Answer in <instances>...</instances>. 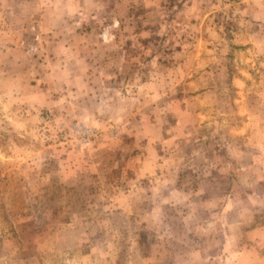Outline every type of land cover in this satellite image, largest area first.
Here are the masks:
<instances>
[{"label":"rangeland","instance_id":"obj_1","mask_svg":"<svg viewBox=\"0 0 264 264\" xmlns=\"http://www.w3.org/2000/svg\"><path fill=\"white\" fill-rule=\"evenodd\" d=\"M17 3L0 0V264L192 258L224 225L193 224L178 195L163 206L161 183L192 190L207 181L219 199L246 188L252 220L264 221V0H120L119 10L116 0L96 2L92 23L112 26L113 43V63L96 72L103 80L90 79L115 102L100 111V97H73L77 85L33 75L44 41ZM145 136L153 144L138 149L133 140ZM240 145L249 155L234 160ZM142 150L150 158L135 155Z\"/></svg>","mask_w":264,"mask_h":264},{"label":"crops","instance_id":"obj_2","mask_svg":"<svg viewBox=\"0 0 264 264\" xmlns=\"http://www.w3.org/2000/svg\"><path fill=\"white\" fill-rule=\"evenodd\" d=\"M17 1H21V3H17L16 10L19 8L25 9L26 16L31 15L37 20V26L44 41L43 50L40 52L44 54V57L40 58L41 56H39L41 62L37 61L35 63V65L39 64L42 67L41 72L36 71L33 74L31 71V74H42L39 78L42 79L43 76L46 80L48 77H61L63 82L67 81L72 86L71 88L69 86V89H73L77 85L76 90H71L72 94L70 95L73 97L83 96L91 98L102 96L100 93L102 86L91 87L90 79L102 81L103 77H101V74L103 76L104 72L99 71L103 70L104 66H109L108 64L111 65L113 63V55H108L109 53H107V50H113V43L110 41L108 35H106L107 30L112 26L103 25L100 26L103 29L99 28L96 30L97 24L92 23L97 17L94 9H99L93 5L99 2V5L102 6L104 0ZM116 1L117 3L114 8L119 10L120 0ZM108 12L109 14H115L116 11L108 9ZM15 65L17 67L15 69L16 73H19L21 76L27 74L20 71L22 67L25 68V63L22 64L16 60ZM32 68L33 66H27L26 72ZM6 72L13 73L8 70ZM96 72L101 74H97ZM8 73L4 76V79L11 80L13 75ZM33 75L30 77H34ZM98 93L100 94L98 95ZM103 94H105V90ZM100 98L101 101L98 104L99 111L106 109L108 106L115 107V102L109 99V97L106 99ZM144 140L141 142V140L134 139L133 142L137 145L138 149H146L147 146L153 144L147 136L144 137ZM199 144L201 143L199 142ZM235 146V142H230V150L234 149ZM146 150H142L141 153L135 155L140 159L143 157L146 160V158H150V152ZM247 155H249L248 148L240 145V153L234 156L233 159L240 161L242 160V156L246 158ZM164 156L166 155L164 154ZM169 157L176 160L179 159L178 154L175 156L171 154ZM159 159L162 160V157L157 160ZM200 172L201 170L197 173L198 176L201 175ZM202 173L206 175L208 180H210V176L215 177V170L210 171L209 165L204 166ZM135 174L137 175V173ZM162 175L166 176V172H163L161 169L159 176ZM148 181H150V183L147 182L150 187L152 185L151 179H148ZM206 182H198L197 186L192 190L185 183H180L177 186L165 183H161L160 185L159 192L161 195H159V200L164 203L162 204L163 206H167L173 200V195H178L179 200L177 202L186 205L190 201L191 213L189 217H191L190 220H192L193 224H199L202 220H208L211 226H219V223L224 225L222 233L211 234V238L207 237L206 240H201L200 246H196L193 250L188 251V254L192 258L179 262L175 259L172 260L171 257L175 255H171V261L166 264H264V221L252 220V218L257 217L259 214L256 210H251L248 199L251 200L252 198H248L246 188L239 187L238 189L237 186L232 188L231 191L226 189L224 191V198L221 197L219 199L218 196L213 194L214 190L207 188ZM136 183L139 182L135 180L133 187L137 189ZM193 194L197 195L199 200H191L190 198H192ZM239 198H245L242 202H246V204L239 202ZM201 202L205 203L201 204ZM200 208L208 212L207 217L201 216L198 212ZM234 225L239 226V228H235ZM240 226L242 227L240 228ZM232 227L233 229H237V231H231ZM161 235H163L161 237L172 238L167 234ZM199 239L200 236H198L197 240L199 241ZM203 245H206V247H203ZM185 254L187 255V253ZM154 255L156 254H153V258H155ZM153 258L150 257L149 260ZM150 264H163V260H154Z\"/></svg>","mask_w":264,"mask_h":264},{"label":"built area","instance_id":"obj_3","mask_svg":"<svg viewBox=\"0 0 264 264\" xmlns=\"http://www.w3.org/2000/svg\"><path fill=\"white\" fill-rule=\"evenodd\" d=\"M85 137L83 138L84 141H87L89 139V132L85 131L84 132Z\"/></svg>","mask_w":264,"mask_h":264}]
</instances>
